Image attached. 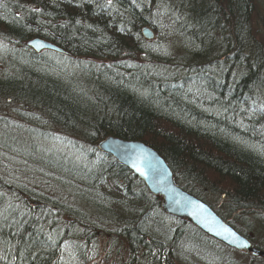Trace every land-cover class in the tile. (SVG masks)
Here are the masks:
<instances>
[{
    "label": "trees",
    "instance_id": "16d2710c",
    "mask_svg": "<svg viewBox=\"0 0 264 264\" xmlns=\"http://www.w3.org/2000/svg\"><path fill=\"white\" fill-rule=\"evenodd\" d=\"M253 2L0 0V264H264L163 212L95 144L151 145L264 250ZM145 24L156 41L140 35ZM37 36L65 52L25 47ZM19 106L36 120L10 119Z\"/></svg>",
    "mask_w": 264,
    "mask_h": 264
},
{
    "label": "water",
    "instance_id": "95a60500",
    "mask_svg": "<svg viewBox=\"0 0 264 264\" xmlns=\"http://www.w3.org/2000/svg\"><path fill=\"white\" fill-rule=\"evenodd\" d=\"M142 35L148 38L154 36L148 26L142 27ZM26 46L37 53L44 49L64 51L49 39L41 37L29 39ZM96 144L99 151L111 155L117 163L131 170L132 174L147 187L149 193L157 198L159 206L167 214L186 218L207 236H212L226 246L239 250L246 249L253 255L260 253L250 245L244 235L224 221L202 199L181 188L176 183L175 175L164 156L151 145L140 139L127 140L113 135H107Z\"/></svg>",
    "mask_w": 264,
    "mask_h": 264
},
{
    "label": "rangeland",
    "instance_id": "374dc122",
    "mask_svg": "<svg viewBox=\"0 0 264 264\" xmlns=\"http://www.w3.org/2000/svg\"><path fill=\"white\" fill-rule=\"evenodd\" d=\"M252 6L254 10H253L251 19L254 21L255 27L259 29L260 34L262 35V39L264 40V0H254ZM11 112H12V115L10 116L12 117L10 119H13L16 122H20L23 120L21 115H25L29 120L31 119L32 121L36 120V117L33 114H31L28 109H25L22 106L17 107V109L15 108ZM53 147L61 149L59 146H56V145H53Z\"/></svg>",
    "mask_w": 264,
    "mask_h": 264
},
{
    "label": "bare ground",
    "instance_id": "6f19581e",
    "mask_svg": "<svg viewBox=\"0 0 264 264\" xmlns=\"http://www.w3.org/2000/svg\"><path fill=\"white\" fill-rule=\"evenodd\" d=\"M32 38H33V37H32ZM29 39H31V38H29ZM29 39H28V40H29ZM217 213H218L221 217H225L224 214H221V212L218 211V210H217Z\"/></svg>",
    "mask_w": 264,
    "mask_h": 264
}]
</instances>
